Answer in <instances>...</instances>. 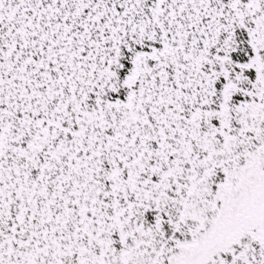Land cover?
<instances>
[{
    "label": "snow or ice",
    "instance_id": "snow-or-ice-1",
    "mask_svg": "<svg viewBox=\"0 0 264 264\" xmlns=\"http://www.w3.org/2000/svg\"><path fill=\"white\" fill-rule=\"evenodd\" d=\"M0 264H264V0H0Z\"/></svg>",
    "mask_w": 264,
    "mask_h": 264
}]
</instances>
